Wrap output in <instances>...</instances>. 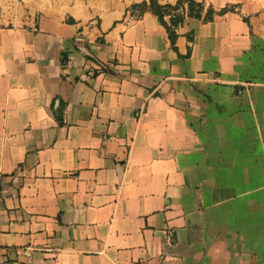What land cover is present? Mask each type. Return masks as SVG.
<instances>
[{
  "label": "crops",
  "instance_id": "obj_1",
  "mask_svg": "<svg viewBox=\"0 0 264 264\" xmlns=\"http://www.w3.org/2000/svg\"><path fill=\"white\" fill-rule=\"evenodd\" d=\"M143 1L0 0V264H264V0Z\"/></svg>",
  "mask_w": 264,
  "mask_h": 264
},
{
  "label": "trees",
  "instance_id": "obj_2",
  "mask_svg": "<svg viewBox=\"0 0 264 264\" xmlns=\"http://www.w3.org/2000/svg\"><path fill=\"white\" fill-rule=\"evenodd\" d=\"M187 3V8L185 9L187 14L195 17H202L204 20L209 21L214 18L216 13H223L230 9L231 7L225 6L221 9H216L212 4L207 8L206 13L203 15L204 2L200 0H178L175 4L168 2H161L160 0H145L141 3L134 5V9L138 10V14L144 13L146 10H150L158 16V19L162 24H164L169 32L172 44L175 45V39L178 35L177 26L184 17V12L182 7ZM168 16V18H167ZM190 38L192 36L190 35ZM66 55H64V60ZM58 119L62 122L63 115L61 110L56 111Z\"/></svg>",
  "mask_w": 264,
  "mask_h": 264
},
{
  "label": "built area",
  "instance_id": "obj_3",
  "mask_svg": "<svg viewBox=\"0 0 264 264\" xmlns=\"http://www.w3.org/2000/svg\"><path fill=\"white\" fill-rule=\"evenodd\" d=\"M1 202H2V192H1V187H0V211H1Z\"/></svg>",
  "mask_w": 264,
  "mask_h": 264
}]
</instances>
